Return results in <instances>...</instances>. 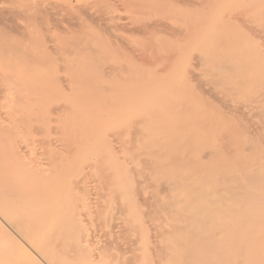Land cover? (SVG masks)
<instances>
[{
  "label": "rangeland",
  "instance_id": "374dc122",
  "mask_svg": "<svg viewBox=\"0 0 264 264\" xmlns=\"http://www.w3.org/2000/svg\"><path fill=\"white\" fill-rule=\"evenodd\" d=\"M247 1L248 3L252 1V5L243 0H0V160L2 161L0 169L16 168L22 159L26 162L35 159L37 163L44 162L43 166L55 156H65L70 159L73 153L65 150L68 148L65 144L66 134L70 133L68 130L71 127L73 129L78 125L79 122L74 119L80 115L74 116L67 111H71L74 107L70 108V105L82 103L79 97L86 92L81 87L71 89L69 85L73 78L80 74H87L90 79V88L87 92L102 91L104 98L107 96V99L103 98L105 101H101L104 102V106L107 104L113 113L111 110L106 112L112 114L115 113L114 110L118 112V117L115 115L114 120L110 113L108 115L112 119L109 117L107 119L108 115L105 112L107 116L104 114L101 122L106 120L107 123L110 122L111 127L107 134L110 145L116 150L115 153H118L116 155L126 157L131 166L135 167L133 162L139 163L131 169L136 179L134 183L136 186L147 182L148 185L145 184L147 191H150L148 187L151 189L153 186L150 183L152 180L146 179L149 177L147 171H152L149 168L153 167L149 160L155 156L156 150L152 148L153 153L150 150V154L144 155L146 152L141 148L144 147L146 142L144 145L143 142L147 141L149 135L161 133L165 128L160 126L156 129V125L153 126L155 122H152L154 117L151 120V116L158 114L157 117L167 120L177 116L181 123H185L178 130L180 136L184 128L187 131L186 122L190 120L194 123L201 121L203 124L207 122L216 126L219 123L217 121H222L225 125L221 123L223 126L217 127L226 129V125L227 128L230 126L229 128H232L231 131L228 130L231 132L230 136H234V132L237 134L238 128H245L264 148V118H261L264 116H259L257 107L259 99L264 101V91L263 94L259 93V98H255V101L254 97L258 96L259 90L256 91L257 88L253 86L256 77L253 79L251 76L254 77L258 72H263L262 75L258 73L261 76L264 74V69L261 68L264 67V62L260 67L257 66L258 64L254 65L255 62L252 63V58L256 57L255 50L257 54L261 52L264 60V0ZM253 5L258 6L261 10L260 14L251 13L254 9L250 8L255 7ZM248 9L251 10L249 15H247ZM229 14L234 27L238 28L231 37L235 38L237 34L239 37L242 33V35L247 34L249 38L245 37L248 39H242L241 36L239 39H224L234 30L233 26V29L229 26L231 22H227L230 18ZM226 22L229 25H226ZM226 26L230 28L228 35L224 31L227 30ZM215 31L220 32L223 39H216L219 34L217 36ZM223 31L226 34H222ZM191 35L195 36V39ZM229 42L236 45L235 49L228 48ZM213 46L215 51L210 53V47ZM246 47L249 50L244 49ZM253 51L254 57L251 56ZM171 56L174 58L171 59ZM168 59L172 62L170 63ZM249 60L252 61L251 65L246 63ZM222 61L231 67H228L227 73L220 71V66L216 64ZM243 63L248 67L246 71L248 76L243 72L242 67L245 65ZM249 67H253L256 71ZM240 73L244 74V77H241ZM7 78L9 82L6 81ZM249 78L251 82L253 81L250 85L245 82L249 81ZM244 79L246 80L243 81ZM236 81L243 86L238 91H235L239 88ZM243 83H246L247 87ZM166 88L170 89V92ZM175 90L177 94L171 96V91L173 93ZM168 98L170 100L166 102L165 99ZM108 106H100V108H104L105 111ZM113 106H115L114 110ZM183 109L188 111L185 112ZM69 117L71 125L75 121L74 126H69ZM214 120H217V123L211 122ZM143 122L146 124L140 125ZM196 126L195 124L188 130H193ZM263 148L261 147V151ZM59 151L64 155L58 156ZM181 152L183 150L178 149L177 155H174L172 160L181 157ZM232 155L237 159L236 162L244 158L241 152ZM233 164L230 163L229 167L232 168ZM262 164L264 163L253 164L255 166L252 167L253 170L257 167V173L261 175L264 174ZM138 169H142L147 175L139 176L136 174ZM253 181L255 182V179ZM94 190L92 199L86 202L88 204L82 202L78 204L80 206L78 217L75 216L76 213L70 215L75 222H78L75 224L83 231L82 235L85 233L83 238L77 227L75 233L71 231L72 229L70 232L67 231L69 228L74 230L75 226L72 218L70 222L67 220L69 226L73 225L65 226V229L68 228L65 230L67 235L71 237L69 239L76 234L77 239L73 238L74 244L68 239L70 244L65 245L66 250L65 246L62 247L63 252L66 251V257L64 256L66 264H157V262L179 264L185 253L182 251L183 247L179 248V245L182 246L183 241L187 240L185 236L189 234L176 236L172 229L175 235L173 233L170 235L176 238L172 239L168 236L166 229L168 232L171 229L169 230V227L161 222L167 220L171 228L175 222L171 221L172 217H175L174 209H170L171 213H174L172 217L170 212L166 213L171 219L166 217L163 211V219L161 216V221H156V215L160 212L154 213L160 206L159 202L162 205H170L167 191L164 190L165 194L167 192V198L165 196L161 199L156 198L157 200L152 198V201L154 200L152 203L151 199H148L151 194L147 192V201L151 203L146 200L136 203L142 206L140 209L141 211L143 209L142 213L145 215L138 216L141 227L135 232L137 230L130 224L133 218L129 219L127 217L129 215H124L127 212L124 210L123 213L118 203L109 207L107 202L98 200L99 197L95 199L96 193L99 192L97 188ZM97 204L98 208H96ZM182 212H178V215L176 213L178 216L176 220ZM126 221H129V224ZM155 223L158 226L163 225L162 230L167 234L164 235L161 230L162 235ZM79 224L84 225L85 230ZM127 225L129 227L131 225L132 228ZM145 229H148V241L145 238ZM203 232H195V235L192 237L189 235L188 239L191 238L190 242L197 247L204 246L200 244L206 243L204 239L209 238L210 235L207 234L211 231ZM263 232L264 230L252 231L241 237L240 234L234 236L230 232H218V237L215 234L216 244L213 243L217 247L214 248L218 253L224 254L225 258L222 256V262L227 259L225 264H240L241 260V264H252L256 259L255 264H264ZM79 235L81 238H78ZM184 237L186 239L183 240ZM176 240L183 243L179 244ZM258 240H261V243H256ZM17 246H20L18 237L0 214V258L3 254L8 255L7 259H0V264H43L31 249L23 246L22 255L15 251ZM251 247L254 248V252ZM238 251L243 252L244 256Z\"/></svg>",
  "mask_w": 264,
  "mask_h": 264
},
{
  "label": "bare ground",
  "instance_id": "6f19581e",
  "mask_svg": "<svg viewBox=\"0 0 264 264\" xmlns=\"http://www.w3.org/2000/svg\"><path fill=\"white\" fill-rule=\"evenodd\" d=\"M243 1L247 4H250L252 2L250 0L249 3L247 0H246L247 2L245 0ZM256 8H258V6L257 7L255 6L254 8H250L256 10V11L253 10V12L250 9H248L247 15L251 13L260 14L261 12L259 13V11L261 10L259 8L258 9ZM249 10L251 11V13ZM251 16L256 17V15H251ZM227 17L228 15H226V18ZM230 19L231 16L227 21L228 23L231 22L229 23L230 25L227 22L226 25L231 26V28L233 26L234 30L230 31L231 33H229L230 34L229 36L228 30L230 28L228 29V26H226L225 29L227 28V30L224 31H226L229 37L226 36L227 38L224 39H237V38L239 39L241 37L242 39H248L249 38L248 35L247 34L242 35V33H240L241 35L239 34V37H237L238 34L237 35L235 34L236 35L235 38L233 37L234 33L237 32L236 29L238 30V28L234 27L235 25H233ZM224 31L222 34H226L224 33ZM200 34H202V32ZM217 34H219V36ZM231 34H233L232 37ZM216 35L218 36V37L216 36L217 37L216 39H223L222 35H220V32L219 33L216 32ZM191 36L192 38L194 37L195 39V36L193 35ZM245 36L248 38H246ZM233 44L234 43L229 42L228 48H230V50L235 49L236 45ZM210 48H211L209 50L210 53H213L215 51V47L213 46ZM244 49L249 50L248 47ZM255 53H256V57L254 59L252 57H254L253 54ZM255 53L253 51L251 55L252 56L251 58L253 59V62L252 61L251 62L252 63L255 62L256 64L254 65L258 64L257 66L260 67L264 62L262 54L261 52H259L260 54H257L258 52H256V50ZM245 55L247 54L245 53ZM172 58L174 57L171 56V59ZM251 58L250 60H252ZM250 60L249 62H246L248 63V65L252 64ZM169 62L171 63L172 60L171 61L169 60ZM220 62L216 63L217 66H220L219 67L220 71L223 70V73L224 72L227 73L228 72L227 70H229L228 67L229 68L231 67L226 65L225 61L224 62L222 61V63L224 64ZM246 63H243L245 64L244 65L245 67L242 64L241 65L243 66L242 68L244 69V70L242 69L243 72H245L247 75L246 71L248 67L246 66ZM249 68L254 70L253 67L252 68L249 67ZM261 68L264 69V67ZM260 71H262V69H260ZM258 73L262 75L263 72L262 73L258 72ZM258 73H256L254 77L253 75H251L253 79L256 77L254 83L253 81L251 82L250 78H249L250 82L247 81L246 79L243 80V81L246 80L245 82L247 84L249 83L248 85H250V83H253V86L257 88L256 91L259 90L257 92L258 96L254 95L255 101H256L255 98L257 99L259 98V93L261 92L260 94H263L262 92L264 91V74L263 76H261ZM86 75L87 74L77 75L76 77L73 78L71 85H69L71 89H73L74 87L75 88L81 87L86 92L84 94H81V96L79 97V101L80 102L82 101V103H79L80 105L78 103L75 105H70V108L71 106H74L71 109L72 112L68 110L70 113L66 110L68 114L73 113L74 116H76L77 114L80 115L79 117L77 116L78 118L76 117L77 120L74 119L75 121L79 122L78 125H75L74 123L75 121H73V124L71 125L70 124L71 115H68L66 113L67 116H70L68 119L69 126L75 125L73 129L71 127L68 130L70 133L66 134L67 138L65 140V144L68 147L65 148V150H67V152L73 153L70 159H68L65 156L63 157L51 156L52 158L50 159V161L46 160L49 162V163L47 162L46 166H43L45 165L44 162H41L42 164H40V162L37 163L38 161L36 162L35 159H31L28 162L22 159L20 163H18L16 168L2 167L0 169V212H1L0 214L3 217L4 221L10 227L11 231L19 239L20 246H17L15 248L16 252L23 255V251H24L23 246H26L36 254V256L40 259V261L43 264H66L65 263L66 258H64V256L66 255L65 254L66 251L63 252L64 249L66 250L65 245L69 246L70 244L69 240L70 242H72L74 240L73 238H75V236L77 235L76 234L75 236H72L73 237L72 239H69L71 237L67 235L68 234L67 231L70 232V229H72L71 231L75 233V228L76 227L78 228V226H76L75 224V223L78 224V222H75V219L73 217H70V215L76 213L77 215L75 216L78 217L80 213L78 209V207L80 206L78 204H80L81 202L82 204L83 203L88 204L86 202L92 199L93 192L95 191L94 189L96 188L98 189L99 193H96L97 197L95 199L99 197L98 200H100L103 203L107 202L109 207H112V204L118 203L120 207L123 209V213L124 210L125 212H127L124 215H129L127 216L129 217V219L133 218V221L130 220L129 221L131 222L130 224H132L134 228L137 230L135 232H138L139 227H141L139 219H137L138 216L139 215L141 216L143 214L145 215V213H142L143 209L142 211L140 209V207L142 206H138L139 203L138 204L136 203L138 201L141 202L140 200H143L144 202L145 200L147 201L146 195L148 193L151 194L150 195L151 197L148 198L149 200L151 199L150 201H152V198L153 199L155 198L154 200L161 199L164 196L167 198L166 196L167 192L171 199L170 200L168 198L170 205L168 204L162 205V203L159 202L160 203L159 206L157 202V206H159L158 207L159 209L157 208L158 210L156 209L154 213L157 214L158 212H160L159 213L160 215L159 214L156 215L157 216L156 221H161L160 217L162 216L163 211H165L164 215L168 218L170 215L172 217V215H174L175 213L174 215L175 217H172V219L171 217L169 218L171 219V221L172 220L173 222L175 221L171 226V228L169 225L170 222L167 224V220H165L166 223L165 221L164 223H162L163 221L161 222V224L163 225L166 224L167 227H169V230L171 229L169 232L166 229V232L169 234L168 235L169 237L174 239L176 238V236H179L180 234L182 235L183 233L189 234L192 237V235H195V232L200 231V233H202V231L205 232L208 230L207 233H209V231H211L209 234H207V236L210 235L208 236L209 238L207 239L203 238L206 241V243L200 244L204 246L197 247L196 245L191 243L190 242L191 238L190 240L188 239L190 237L189 235H188L189 237L185 236L187 240L183 241L184 242V243L182 242L183 244L181 242L179 243L180 240L179 241L176 240L179 244H182V246L179 245V248L183 247L182 251L185 252L179 264H225V262L227 263V259H225L226 261H224V263L222 262V256L224 257V254L218 253L216 251L217 249L214 248L216 246L215 234H217L218 237L219 235L218 232L221 233L230 232L233 233L234 236L240 234L241 237L242 235L244 234L247 235V233L252 231L257 232V230H264V174L261 175L257 173L256 170L258 169L257 167L255 168L256 171L253 170L252 168L253 166H255L253 164L257 165L259 163L260 165L262 162L264 163V158H263L264 148L260 143H257L259 141L258 140L256 141V138L252 137L249 134V132H247L248 131L247 129L240 128L241 129L240 130L238 128V130L236 131L239 132L237 134L236 132H234V134L232 133L234 136H230L229 133L231 132H228V130L229 131L232 130V128L231 129L229 128L230 126L227 128L226 125V129L225 127L224 128L217 127L218 125L219 126L225 125V123L223 124L222 121H217V120L211 121L213 123L219 122L217 123L216 126V124H212V123L209 124L205 122L203 124V122L201 121H198V123H194L193 120H190L186 122L187 131L184 128L182 136H180L179 134L180 132L178 133V130L182 127L183 123H181L179 119H177V116L176 118L170 120H167V118L163 119V117L162 118L157 117L158 114L157 116L156 115L151 116V120H153L154 117V121L152 122L153 123L155 122L153 126L156 125V129L160 126H164L165 128L161 133H155L154 135H149L150 138L148 136L147 141L144 140L143 145L145 142L146 143L144 147L142 146L141 148L142 150H145L144 152H146V154L144 155H147V153H149L152 148L156 150L155 156L151 157V160L148 159L149 162L151 161L150 163H152L153 167L151 166V168H149L152 169V171H147L149 172L148 175L150 178L148 177L146 180L148 179L152 180V182L150 181L149 182L152 183L153 186L151 187V189L150 187H148L150 191H147V187L145 186V184L148 185L147 182L145 184H139L140 186L138 184H136L135 186L134 183L136 179H134L135 175L134 176L132 175L131 169L132 167L135 168L137 164L139 165V163L133 162L135 167L131 166V164H128L130 162H127L128 161L127 158L125 157L126 158L125 159L123 157H120L119 155H116L117 153V152L115 153L116 150L114 149L115 150L114 151L112 145H110L109 135L107 134V131L111 127L110 122H108L109 123L108 124L106 120L103 121L102 123L101 120L104 114L106 115L107 113L106 111L111 110L112 112V109H109V106L107 104H105V106H108L107 110L105 109L104 111V108H100V106L105 107L104 102L102 101L104 99H107V96L104 98L105 95L102 91H98V92L96 91L91 93L87 92V90L90 88L89 86L90 79H88L89 77L88 75L87 76ZM242 75L241 77H244V74ZM7 80L9 79L7 78L6 81ZM239 80L237 81L240 82ZM237 81L235 82L236 84H238ZM4 82L5 81H3V83ZM246 83H243L245 87H247ZM238 86H237L238 89H236L235 91H238L240 87L241 88L243 87L240 83L238 84ZM79 90L81 89L79 88ZM167 90H169L170 92V89ZM173 93L171 91L172 94L171 96L177 94L176 90L173 91ZM163 97L166 96L163 95ZM165 100L167 102L170 99L168 98ZM257 104H258L257 107L259 108L258 111L259 116H264V101L259 99L257 101ZM114 107L115 106H113V110ZM186 111L188 110L186 109L185 112ZM111 112L109 113L110 115L113 116L112 118L114 120V117L118 115V112H116L115 110H114L115 112L114 114H112L113 112L112 113ZM182 112L184 113V111ZM109 113H107V115ZM110 115H108L106 118L107 119L111 118ZM165 120H167V122ZM104 122L107 124H105ZM115 123L117 124V122ZM142 124H146V122H143L140 125ZM195 124L199 128L196 126L193 127V130L192 129L188 130L190 127H192ZM183 125H185V123ZM60 128H64V127H60ZM194 128H198V129H194ZM65 130H67V127ZM155 146L157 149L158 148L159 149L157 150L156 148H154ZM261 147L263 148L262 151H261ZM24 148L26 147L24 146ZM175 149L176 152L178 151V149L180 151L183 150V152H181L182 156L176 157V160L178 159L177 161L172 160V158L175 157L174 155H177ZM236 152H241V154L244 155V158L239 162H236L237 159H234L233 158L234 156L232 155L235 154ZM59 153L60 151L58 152V156L63 154V153L60 154ZM119 157L121 159H119ZM20 159L21 158H19V160ZM0 162L2 161L0 160ZM230 163L232 164L234 163L232 168L229 167ZM147 166L149 165L147 164ZM261 166L264 169V164H262ZM146 169H148V167ZM262 172L264 173V170ZM136 174H138L139 176L143 174L147 175V173L143 172L142 169L141 170L138 169ZM254 179L255 182L253 181ZM139 182L143 183L142 181ZM164 190L167 191L166 194ZM149 200L147 202H149ZM154 204L156 203L154 202ZM100 205L101 204H99V208H101ZM108 205H106L107 209H108ZM103 206H105V204ZM157 206L155 205L154 207ZM183 206L184 208H180ZM117 207L119 208V206ZM154 207L152 209H154ZM96 208H98V204ZM148 208L150 209V207ZM177 208L182 210H179ZM170 209L171 210L174 209L175 210V211L173 210L174 213H171L172 211H170ZM185 209H187L188 211ZM177 211L178 212L183 211L182 212L183 215L180 213L179 218L176 220L175 218L178 217ZM184 211H186L185 214ZM169 212L170 215L167 214L168 215L167 216L166 213ZM70 218H72L71 219L72 221L74 220L73 223V225H75L74 230L73 228L65 229L66 225H67L66 227L69 226L68 224L70 222L69 221ZM123 218L124 217H122V219ZM67 220L69 222H67ZM128 222L127 224H129ZM163 225L162 226L157 225L158 228H160L159 231L161 234H162L161 230L162 228H164ZM144 226L145 225H142V227ZM80 227L81 228L83 227V229L85 230L84 225H80ZM129 228L130 229L132 228L131 225ZM79 229L80 228H78L77 230L78 232ZM143 229L144 228H142V230ZM172 229H174L175 232L172 231ZM132 230L134 232V229ZM147 230L145 236L146 239L148 237ZM162 231L164 235L167 234L166 232H164L165 230ZM212 231L214 233H212ZM80 232H81V237L84 236L85 233L82 235L83 231L81 229ZM173 232L176 234V236L170 235V233ZM141 233H139V235ZM211 234H214V236H211ZM259 236H261L260 233ZM79 237L80 235L78 236V238ZM185 237L183 238V240L186 239ZM256 238L257 237H255V239ZM260 238H262V236ZM76 239L77 238H75V240ZM260 241L261 240H258L256 243ZM214 242L215 244H213ZM72 243L74 244V241ZM63 246H65V248ZM173 249L174 248H172V250ZM254 251L255 250L253 248L252 252ZM240 253H239L240 255H243V252L240 251ZM172 255L173 254H171V256ZM1 258L5 260L8 258V255L3 254L1 255ZM256 258H258V256ZM256 262L257 259L255 260V263ZM239 263L241 264L242 260ZM255 263L252 262V264Z\"/></svg>",
  "mask_w": 264,
  "mask_h": 264
}]
</instances>
